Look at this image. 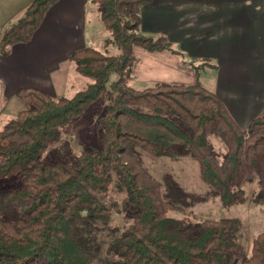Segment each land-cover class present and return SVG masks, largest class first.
I'll list each match as a JSON object with an SVG mask.
<instances>
[{"label":"trees","instance_id":"1","mask_svg":"<svg viewBox=\"0 0 264 264\" xmlns=\"http://www.w3.org/2000/svg\"><path fill=\"white\" fill-rule=\"evenodd\" d=\"M58 0H30L0 33V56L30 41ZM150 0H89L108 31L102 49L86 45L68 61L88 82L71 96L35 88L0 129V264H264V233L246 255L236 218L191 220L196 203L264 205V112L242 129L222 99L199 82L135 86L133 47L170 51L141 30L137 8ZM111 45V49L108 47ZM101 102L99 146L75 154L59 145L61 129ZM50 150L57 159L46 163ZM196 161L202 194L171 174H157L144 156ZM170 212L182 216H171Z\"/></svg>","mask_w":264,"mask_h":264},{"label":"crops","instance_id":"2","mask_svg":"<svg viewBox=\"0 0 264 264\" xmlns=\"http://www.w3.org/2000/svg\"><path fill=\"white\" fill-rule=\"evenodd\" d=\"M29 2L0 0V10L3 3L9 12L0 21V31ZM89 6V0H58L30 41L15 44L9 55L0 56L5 96L12 97L21 88L56 96L62 63L93 41L86 33ZM137 12L142 32L177 53L134 46L136 83L197 81L205 87L207 79H200L199 73L212 69L209 90L222 99L240 128L264 112V0H150Z\"/></svg>","mask_w":264,"mask_h":264},{"label":"rangeland","instance_id":"3","mask_svg":"<svg viewBox=\"0 0 264 264\" xmlns=\"http://www.w3.org/2000/svg\"><path fill=\"white\" fill-rule=\"evenodd\" d=\"M5 5L1 3L0 21L8 14ZM20 15L13 18V22L18 20ZM86 33L87 38L92 37L93 41H89V45L102 49L106 45V38L109 36L101 21L99 20L94 6H89L86 13ZM1 33V31H0ZM109 45L108 49H111ZM62 71L60 79L56 81L54 91L56 96H71L77 89L83 88L87 84V80L79 76L73 71V66L69 61L62 63ZM200 76L208 89L212 84L214 70L205 69L201 71ZM203 84V83H202ZM148 84L135 83L138 88H143ZM23 103L12 97L4 95L0 87V129L3 124L13 118L16 112L23 108ZM104 112V105L101 102H96L91 105L80 116L72 119L61 129V137L59 145L70 148L75 154H78L88 148L99 146V137L101 134V126L99 119ZM57 157L46 150L43 155V160L46 163L53 162ZM144 162L152 171L157 174H171L174 179L187 191L196 194H202L207 190V186L201 181L198 174V167L195 160L189 157H160L152 158L144 156ZM13 177L8 180H0V192L9 190L15 185ZM245 200L244 202L232 206H224L217 197H211L203 202L196 203L192 208V213L189 216L191 220L203 219H220V218H236L240 225L236 234L237 241L244 247L246 255H249L251 250L252 239L259 233H264V205L255 204L251 198L256 190L255 181L248 182L244 185ZM169 215L182 216L176 212H170Z\"/></svg>","mask_w":264,"mask_h":264}]
</instances>
